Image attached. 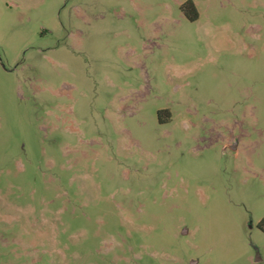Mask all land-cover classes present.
Listing matches in <instances>:
<instances>
[{"label": "rangeland", "instance_id": "374dc122", "mask_svg": "<svg viewBox=\"0 0 264 264\" xmlns=\"http://www.w3.org/2000/svg\"><path fill=\"white\" fill-rule=\"evenodd\" d=\"M0 264H264V0H0Z\"/></svg>", "mask_w": 264, "mask_h": 264}, {"label": "trees", "instance_id": "16d2710c", "mask_svg": "<svg viewBox=\"0 0 264 264\" xmlns=\"http://www.w3.org/2000/svg\"><path fill=\"white\" fill-rule=\"evenodd\" d=\"M185 7H186V8H187V7H190L191 10L193 11V14L189 17L190 20H192V21L196 20L197 17H198V13H197V11H196V7H195L194 3H193L192 1H188V2L185 4Z\"/></svg>", "mask_w": 264, "mask_h": 264}, {"label": "water", "instance_id": "95a60500", "mask_svg": "<svg viewBox=\"0 0 264 264\" xmlns=\"http://www.w3.org/2000/svg\"><path fill=\"white\" fill-rule=\"evenodd\" d=\"M260 260V257H259V255L257 254V259H256V261L258 262Z\"/></svg>", "mask_w": 264, "mask_h": 264}]
</instances>
